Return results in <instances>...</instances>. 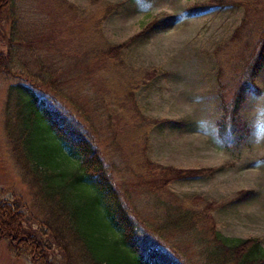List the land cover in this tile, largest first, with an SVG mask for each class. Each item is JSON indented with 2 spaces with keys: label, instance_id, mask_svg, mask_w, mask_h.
I'll list each match as a JSON object with an SVG mask.
<instances>
[{
  "label": "rangeland",
  "instance_id": "rangeland-1",
  "mask_svg": "<svg viewBox=\"0 0 264 264\" xmlns=\"http://www.w3.org/2000/svg\"><path fill=\"white\" fill-rule=\"evenodd\" d=\"M216 1L14 0L25 60L41 58L68 81L67 91L86 107L94 130L87 127L149 227L178 213L191 217L193 230L172 232L165 241L195 264L214 231L257 238L264 248V67L251 82L242 69L264 23V0ZM197 5L207 11L185 17ZM111 9L84 31V22ZM15 82L0 75V198L22 204L33 233L40 211L3 127L5 93ZM244 83L255 92L246 89L236 119L249 131L233 143L219 137L215 124ZM189 170L193 177L177 178ZM157 179L167 185L155 190ZM0 264L30 260L16 258L0 240Z\"/></svg>",
  "mask_w": 264,
  "mask_h": 264
},
{
  "label": "trees",
  "instance_id": "trees-1",
  "mask_svg": "<svg viewBox=\"0 0 264 264\" xmlns=\"http://www.w3.org/2000/svg\"><path fill=\"white\" fill-rule=\"evenodd\" d=\"M205 7L186 8L184 15L197 16L207 11ZM111 11L84 22V31ZM19 15L14 0H0V75L16 81L5 93L3 127L22 179L34 190L39 229L30 233L19 201L0 198V240L7 241L16 258H29L30 264H193L165 241L172 232L193 230L191 217L165 215L159 228L149 227L151 221L141 217L126 182L117 176L116 165L107 163L98 137L91 134L94 125L86 107L67 91L68 81L58 78L41 58L25 60ZM259 29L242 68L250 82L264 67V23ZM248 88L255 92L254 85H238L230 108L215 124L219 137L233 143L245 139L249 131L245 122L236 119ZM192 174L189 170L176 176ZM143 184L150 189L154 185L150 180ZM156 185L155 190L163 188L166 180L157 179ZM210 235L213 239L198 264H264L259 239H228L215 231Z\"/></svg>",
  "mask_w": 264,
  "mask_h": 264
}]
</instances>
